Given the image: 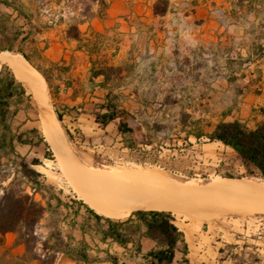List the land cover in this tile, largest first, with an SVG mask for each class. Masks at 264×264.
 Here are the masks:
<instances>
[{"label": "rangeland", "instance_id": "rangeland-1", "mask_svg": "<svg viewBox=\"0 0 264 264\" xmlns=\"http://www.w3.org/2000/svg\"><path fill=\"white\" fill-rule=\"evenodd\" d=\"M124 1L131 16L126 18L128 13H125V19L119 21L123 22L124 29H119L117 23L110 24L99 31L98 36L93 34V29L85 31L83 36L98 46L93 58H105L108 64L122 67L121 73L114 75L113 93L118 94L116 102L119 108L127 109L135 119L136 131L132 136L136 144L133 148L126 145L115 122L104 128L96 122L95 113L99 104L105 101L108 89L100 86L103 77L101 81L96 77L91 80L88 51H77L75 42H63L64 24L36 34L35 42L26 41L23 45L24 52L49 75L50 80L46 83L52 110L56 116L60 114L61 120H58L63 133L77 157L93 168L157 167L185 181L198 183L210 182L218 176L259 179L248 175L237 154L222 142L206 137L197 139L193 135L185 139V132L178 122L182 111L214 122L220 119L223 111L228 113L238 106L237 90L246 80L241 74L248 76L255 69L252 62H244L240 58L239 48L255 49L261 32L253 13L242 14L247 34L238 38L234 35L236 30L227 33V23L231 21L227 9L232 3L238 7L240 0H195L207 9L208 6L214 8L225 27L221 33L217 29L216 38L195 43L186 37L178 41L173 32L168 33L166 18L154 23L147 19L145 13L156 0ZM192 1L169 0L167 10L170 13L185 11L190 9ZM23 2L28 6L27 0ZM71 2L77 9L66 7L68 21L90 0ZM37 4H40L38 10ZM243 4H248V1L244 0ZM258 4L255 2L253 5L256 13L264 15L263 5ZM61 6L54 0L50 3L43 0L42 4L35 1L29 10L38 11V21H45L50 15L56 17ZM93 7L97 10L98 5L95 3ZM47 44L49 47L45 49ZM117 47L122 50L119 55H114L118 53ZM63 52L66 53L65 60L58 57ZM229 72L231 81L225 92L219 86L225 73L228 75ZM0 73L17 77L4 61H0ZM16 79L20 81L18 77ZM24 86L27 97L19 112L10 119L14 133L28 141L20 144L17 151L29 161L39 159L34 167L45 175L46 181L53 184L56 191L63 190L61 196L64 199H81L99 214L116 220L128 217L116 218L129 213L124 209L98 211L80 195L68 175L61 170L45 137L42 108L33 90L27 83ZM69 86L74 89L75 97L67 92ZM155 122L160 124L159 130H148L143 126L144 123L151 126ZM254 123L248 122L249 125ZM38 165L49 168L55 175L40 170ZM82 211L86 212L84 208ZM171 212L186 234L190 250L199 264H211L213 261L264 264V212L215 213L207 217Z\"/></svg>", "mask_w": 264, "mask_h": 264}, {"label": "trees", "instance_id": "trees-1", "mask_svg": "<svg viewBox=\"0 0 264 264\" xmlns=\"http://www.w3.org/2000/svg\"><path fill=\"white\" fill-rule=\"evenodd\" d=\"M27 1L28 6L23 0H0V50L19 51L49 82L47 71L33 62L31 56L24 52L23 45L26 41L35 42L36 34L64 24L63 37L76 40V48L86 49L90 54L91 80L102 75L100 86L108 89L105 101L99 104V110L95 113L96 122L103 128L110 122H115L126 145L133 148L136 144L132 136L136 126L130 124L133 117L127 109L119 108L116 102L118 94L113 93L114 75L120 74L122 67L108 64L105 58H93L92 55L98 52V46L96 42L91 44L89 40L86 41L84 32L80 29V24L85 21H90L96 16L104 18L110 1L90 0L77 15L70 18L71 21H68L66 7L68 9L71 7L75 11L77 9L72 7V0H54L58 5H62L56 17L50 15L51 17L45 21L39 20L41 22L38 21L40 19L38 11L29 8L35 1L42 4L43 0ZM47 1L50 3L52 0ZM63 1L65 3L61 4ZM243 1L240 0V3ZM258 1L248 0L249 9L255 10L253 5ZM168 2L169 0H156L154 13H166ZM95 3L98 5L97 10L93 7ZM38 9L40 4H37ZM19 19L23 22L19 23ZM93 34L98 36L100 32L93 29ZM48 47L47 44L45 49ZM16 78L12 74L3 76L0 73V234L14 232L17 242L24 244L30 258L39 260L41 264H53L56 254L43 251L62 245L60 222L74 227L79 224L78 218L83 215L84 208L88 216L81 223L83 229L91 227L89 217H95L97 228L100 227L104 239L110 236L125 247L133 241L135 253L141 252L139 240L141 236L150 237L155 241L156 246L142 254L145 262L139 264H173L177 251L182 252L181 263L189 264L185 233L175 223L176 219L171 211L139 208L133 210L128 217L125 216L123 220L103 216L81 199H64L61 196L63 190L56 191L55 186L46 181L45 175L34 167L39 159L33 158L29 161L25 155L17 151V143L26 144L28 141L16 135L10 123V119L22 108L27 97L25 82ZM257 113L260 117L253 125L239 118H220L213 122L203 117H194L188 111L180 112L178 122L185 132V139L193 135L197 139L206 137L211 141L222 142L237 154L248 175L264 180V105L259 106ZM57 116L61 120L59 113ZM143 126L148 130L160 129L158 122L151 126L144 123ZM46 214L51 216V224L54 227L52 235L56 240L53 244L48 243V238L43 239L39 232L41 220ZM101 219L108 224L105 228H102ZM135 236H138L136 240ZM66 249L69 255L77 259H87L84 247ZM108 257L118 264L117 255L108 253Z\"/></svg>", "mask_w": 264, "mask_h": 264}, {"label": "bare ground", "instance_id": "bare-ground-1", "mask_svg": "<svg viewBox=\"0 0 264 264\" xmlns=\"http://www.w3.org/2000/svg\"><path fill=\"white\" fill-rule=\"evenodd\" d=\"M18 79L30 85L43 112L44 133L61 170L96 210L160 209L185 216L207 217L215 213L264 212V180L216 177L207 183L185 181L157 167H90L70 147L52 110L47 83L41 72L23 54L0 50ZM51 163V161H48ZM40 170L55 175L38 165ZM80 196V197H81ZM216 215V214H215Z\"/></svg>", "mask_w": 264, "mask_h": 264}, {"label": "crops", "instance_id": "crops-1", "mask_svg": "<svg viewBox=\"0 0 264 264\" xmlns=\"http://www.w3.org/2000/svg\"><path fill=\"white\" fill-rule=\"evenodd\" d=\"M190 3V9H186L185 11L170 13L168 9L164 14H155L153 10L155 1H153L149 6V10H147L145 14L151 23L166 18L168 21L167 24L169 25L167 27V32H173L178 41L183 37L189 38L195 43L216 38L217 29L219 33H221L225 28L219 14H217L214 8L208 6L207 9L195 0ZM258 3L262 4L264 7V0H259ZM235 4L236 3H232L227 9V15L231 18V21L227 23V33L231 31L233 33L236 30L237 32H234L235 36L238 38L245 37L247 34V26L242 23V14H247L249 12L253 13V18L255 19L257 26L261 29V32L255 49L253 47L250 49L243 47L239 48L240 52L238 54L240 55V58L244 60V62L245 60H249V63L252 62V64L255 65V69L251 70L252 73L248 76L241 74V76H245L244 78L246 80H244L245 84L242 88L237 90V96L240 99L238 106L228 113L227 110L223 111L220 118H239L246 120L247 122H255L256 119L260 117L257 113V109L259 106L264 105V15H258L256 10L253 9L248 11V4H243V2L239 3L238 7ZM126 6L127 4L124 0H110L106 18L96 16L90 21L81 23L80 29L83 32H89L92 29L103 31L105 27H109L110 24L116 23L117 26H119V29H124L123 22L120 23L119 21L125 19V13H128L126 18L131 17L128 11V6ZM197 20L201 22H198ZM128 27L130 28V26ZM131 29L133 30L135 28L132 27ZM164 37L167 38V34H165ZM63 42L77 43L76 40H68L66 38L63 39ZM117 48L118 53H115L114 55H119L122 50L119 47ZM58 57L59 59H66V53L63 52ZM230 73L231 72H229L228 75L225 73L223 79L220 81L221 86H219V88L223 89L225 92H227V84L231 81V78L229 77ZM96 78H99V81H101L102 75L97 76ZM213 85L215 86L216 84L213 83ZM66 90L68 93H73V97H75V91L72 87L69 86ZM18 146H20V143L16 144V149H18ZM87 216L88 215L83 212V215L78 218L79 224L74 227L69 226L65 222H60L59 227L62 230L60 239L62 240V245L59 248H47L43 251V253L54 252L56 254L53 264H115L112 259L108 257V253L118 256V264H121L122 262H125L126 264H139L145 262L142 254L156 246L153 239L141 236L139 239L141 243V252L135 253L133 241L129 242L128 246L125 247L113 240L110 236L104 239V234L100 227L99 229L97 228L95 217H89L92 223L91 227L83 229L81 223L87 219ZM51 221V216L46 214L42 218L39 226V232L41 233L42 238H48L49 244H53L56 240V237L52 235L54 227L52 226ZM100 222L103 223L102 228H105L108 225L103 219H101ZM16 238L17 236L14 232L0 234V264H41L39 260L30 258L26 252L24 244L17 242ZM137 238L138 236H135L134 240ZM81 247H84L87 254V259L85 260L77 259L67 253L66 248L71 249ZM188 250L187 257L189 258V264H199L198 260L194 258L193 253L190 250L189 243ZM181 259L182 252L177 251L173 264H182ZM211 264L226 263L224 261H213Z\"/></svg>", "mask_w": 264, "mask_h": 264}, {"label": "water", "instance_id": "water-1", "mask_svg": "<svg viewBox=\"0 0 264 264\" xmlns=\"http://www.w3.org/2000/svg\"><path fill=\"white\" fill-rule=\"evenodd\" d=\"M133 122H135V119L134 118H131L130 119V124H133Z\"/></svg>", "mask_w": 264, "mask_h": 264}]
</instances>
